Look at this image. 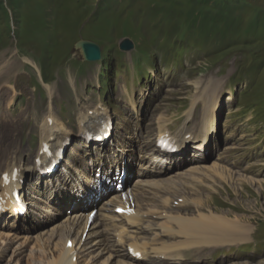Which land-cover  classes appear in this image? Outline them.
I'll return each mask as SVG.
<instances>
[{"label": "rangeland", "instance_id": "1", "mask_svg": "<svg viewBox=\"0 0 264 264\" xmlns=\"http://www.w3.org/2000/svg\"><path fill=\"white\" fill-rule=\"evenodd\" d=\"M199 3L206 4L204 8L212 13L218 11L223 19L218 18L215 24V17L210 14L209 21L203 22L196 11L198 7L202 8ZM229 18L233 19L229 22ZM124 37L132 40L134 48L119 54L118 43ZM79 39L101 43L104 60L81 63L73 47ZM23 58L35 67L24 62ZM0 66V150L6 152H20L21 136L16 133L19 134L21 130L23 134L34 119L36 121L38 116L46 115L47 107L59 119H69V125H74L71 117L66 118L65 100L74 104L75 90L78 98L83 101L87 99L84 107L106 102L118 117V126L140 120L139 127L144 131L154 129L161 121H167L172 129L183 126L179 122L183 110L194 98H198L195 122L200 121L206 110L212 116L214 131L211 129L210 152L200 160H197L198 156H189L187 159L196 160L190 166L183 164L187 159H179L180 162H175L174 170L166 172L167 166L162 168L163 175H172L173 181H164L167 186L172 182V193L187 194L198 210L193 213V208H190L184 212L191 213L186 217H166L200 220L208 227L210 217L218 216L227 223L231 222L230 227L244 229L246 235L243 236L244 240L240 238L232 243H221L213 236L206 239L188 238L173 223L174 229L168 228L170 236L166 237L174 241L167 247L182 252L204 245L222 246L187 250L189 252L184 255L186 259L183 264H264V0H0ZM101 71H105V74ZM41 73L45 74L51 91L54 84L64 85L68 95L58 101L52 99L54 102L50 103L48 92L44 93L38 82ZM103 79L108 82L107 88L106 82L104 85L102 83ZM123 87L128 95L120 94ZM130 96L135 102L134 109L128 107ZM72 110L71 113H74ZM150 132L147 133L148 137ZM178 133L188 132L180 130ZM210 136L209 131L203 137L204 143L209 141ZM211 142L208 144L211 145ZM150 150L153 151V148ZM9 153L5 156L0 153V164ZM161 160L157 159L158 162ZM158 162H150L154 164V169L147 170L142 181L153 177L150 175L159 166ZM8 163L5 162L2 167ZM13 163L16 165L18 158ZM89 168L86 166V170ZM186 171H192L193 176H184ZM176 175L177 178L174 177ZM110 177L104 175L101 178L103 185V180ZM179 178L181 181L177 180ZM183 180L195 182L191 185V188L194 185L195 188L189 187L188 190V183ZM89 181V188H95L91 193L95 195L105 188L98 189L91 179L86 184ZM143 184L145 182L133 187ZM35 193L32 196L40 199L45 195L43 188L35 189ZM110 193L108 191L103 197L97 196L98 202L93 207L99 205L101 208V199L108 200ZM87 194L85 188L81 195L85 197ZM66 200L70 199L63 201ZM77 202L85 204L76 200L74 205ZM139 205L142 208L148 206ZM45 207L49 212L56 215L62 212L65 216L63 211L66 208L62 211V207L55 205ZM137 210L131 214L133 221L137 227L144 228L142 215ZM33 212L38 216L33 218L31 225L39 226L33 235L42 233L41 237L50 240L49 244L44 241L45 249H41L39 243L36 246L35 239H31L25 253L17 246L15 250V245L6 251L0 248V264H46L48 250L52 251L54 258H58L53 246L61 244L63 231L61 235L50 231L64 217L47 230V221L55 217L51 218L48 214L42 217L44 212ZM42 220L43 224L40 223ZM178 233L182 236H176ZM52 234L56 235L55 239L60 235L57 241ZM73 235L71 233L69 239L77 241L79 237ZM2 236L1 246L10 241L9 235ZM15 236L11 238L12 243L23 238ZM177 238L180 240L175 241ZM234 243L242 245L227 246ZM32 246L35 252H32ZM148 254L144 261L148 260ZM93 255H88L91 262L105 256L96 258ZM81 257L77 256V264ZM104 259L100 264L107 263ZM129 259L128 262L132 264L141 263ZM117 260L114 258L112 262L116 264Z\"/></svg>", "mask_w": 264, "mask_h": 264}, {"label": "bare ground", "instance_id": "2", "mask_svg": "<svg viewBox=\"0 0 264 264\" xmlns=\"http://www.w3.org/2000/svg\"><path fill=\"white\" fill-rule=\"evenodd\" d=\"M23 60H24V62L29 63V64L34 66V64L31 63L29 60L24 59V58H23ZM2 74H3V71H2ZM45 88L47 89V86H45ZM208 112L209 111H207V110L203 112V115L201 118V123L199 124V128L195 133H193L197 139H199V138L201 139L202 137H206L208 135L209 131H211L212 116L208 115ZM79 113L80 114L78 115V121L86 122V123L91 124V125H96V122H97L98 116H99V112H93L92 115L87 114L88 113L87 111H85L83 113H81V112H79ZM53 116L54 115L52 114V111H50L46 115L45 119H43L41 121L42 123L39 125V129L41 130V133L39 136V143L40 144L42 142L51 141L52 139L57 140L59 138V136L62 134L61 129H64V126L61 124V122L56 117H53ZM48 119L52 120L53 123L51 125H49L46 122V121H48ZM178 134H179V136H181V137L178 136V138H180L181 141H183L182 136H185L188 133H186V134L178 133ZM172 137L175 138L174 136H172ZM13 144H14V142H12V145ZM153 151H156V149L153 148ZM9 152H6L5 150H0V153L3 156H5V154H7ZM16 152H18V151H16ZM153 157H155V156H153ZM157 159L160 160L158 157H155L153 162L154 163L158 162ZM8 164L4 165L3 167L6 168V166L8 165L7 168L9 170H11L15 166V164L13 162H10ZM216 166L214 165V167H216ZM217 172H219V171H217ZM126 174H128V173L126 172ZM126 177L128 178V176H126ZM136 179H138V178L136 177ZM249 181H251V180H249ZM136 182L137 183L145 182L146 185L148 184L147 185L148 187L158 186V184H154V183H152V181H149V180L148 181L147 180L142 181L140 179V180H137ZM173 184H175V183H173ZM173 184H171V185H173ZM103 186L105 188H103L97 195L91 193L92 188H89V186H86V190H87L88 194L85 197H83L82 195L81 196L72 195L69 197V199L72 201L66 200V201L62 202V204H64L65 208H66L63 211L65 216L59 222L58 225L52 227L53 229L50 232L55 233L57 235H58V233H60V235H61L62 231H63V234L61 235L63 237V239L61 238L62 241H60L61 242L60 245L57 243L59 246L58 245L53 246L55 252L58 253V258H56V257L54 258L52 255L53 254L52 251L49 252V250H48L47 252H48L49 256L47 257V260L45 262L46 264H76L78 261L77 256L80 258V255H93V254H94L93 257H96V258L105 255L106 259H104V260L107 262L106 264H112L113 263L112 261L114 260V258H116V259L124 258V259H127L128 261H130L129 258H132L133 259L132 261H144V260H146L147 253H144L145 250L143 248L138 247V246L132 247L130 245L131 248L135 249L136 251H140L139 253L141 256H137V257L134 255H130L128 253V249L124 248V246H126L125 235L131 234V233H137V231L139 229H142L141 227L140 228L137 227V225L134 223L133 216L130 215L128 217H125L127 219V221H124V222L127 225L128 230H125V231L121 230V231L112 233L110 236H114V237L111 241H109L108 239H106L104 237L105 235H104V229H103V227H105L107 225L106 220L108 218L106 215H102V218H98L97 217L98 213L95 214L96 210H94L96 208L93 207L95 205V203L98 202L97 196L103 197L105 195V193L108 192L107 190L109 189L111 192L109 195V199L108 200L101 199V205L103 204V206L100 208L101 214H109L110 212H112V208L115 205V203H112V201L122 202V201H119L121 199V197L122 198L126 197L127 199H125L124 202L130 203V199H128V198L133 199L132 196H136L135 195L136 190L134 192H132L131 189L128 190L127 192H124V190H121L120 193H117V191L115 190V187H114L115 185L112 186V185H107L104 183ZM32 197L35 198V196H32ZM39 200H41V199L39 198ZM76 200H78L79 202L83 201L85 204H81V203L78 204V202H77L76 205H74ZM30 204H31L30 206L32 207V209H33V207L37 208V206H38L36 200L32 201ZM62 204L60 203L58 205L56 202L54 205H55V207L59 206V208H61ZM71 206H74V208L72 210H71ZM142 206H143V204H142ZM39 209L43 210L42 212H46V213L49 212L48 210H46L45 206H41ZM137 216H139V215H137ZM113 217L116 218V216H113ZM166 218H167L166 220H168L169 222H173L176 225V228L179 230V232L184 234L186 237L189 236V237H197V238L199 237L202 239H206V238H209L210 236H213V237L217 238L219 240V242H221V243L222 242H231L232 243V242L239 240L240 238H243V236L246 235L245 234L246 231L244 229H241L237 226L230 227L231 222L229 223V221H228V223H229L228 224L227 222H225V220H223L221 217H218V216L210 217L209 220L211 221V223H209L208 227L204 226L203 224H206V223H202V222H200V220H191V219L177 218V217H175L173 219L171 217H166ZM115 220L118 221V218ZM101 222H103L102 229L100 228ZM207 224H208V222H207ZM59 229L61 230V232H59ZM38 232H37V234H39ZM71 233L74 234L75 236H78L79 238L77 241H75V239L74 240L71 239V241L73 242V245L71 247H66L65 244L68 241ZM55 234H52V236H56ZM64 234H65V236H64ZM60 235H59V237H60ZM41 236H43L42 233H40L37 236L39 247L41 249H45L44 248L45 239H43ZM9 240H10V238H9ZM214 240L216 241V239H214ZM243 240H244V238H243ZM194 241H195V239H194ZM191 243H193V242H191ZM213 243H215V242H213ZM55 247H57V248H55ZM123 249H124V251H127V252L124 253ZM41 252H43V251H41ZM124 259H122L123 262H121L120 260H117L116 264H118V263H120V264H132L128 261L127 262L124 261ZM113 264H115V263H113Z\"/></svg>", "mask_w": 264, "mask_h": 264}, {"label": "water", "instance_id": "3", "mask_svg": "<svg viewBox=\"0 0 264 264\" xmlns=\"http://www.w3.org/2000/svg\"><path fill=\"white\" fill-rule=\"evenodd\" d=\"M129 45V43H128ZM77 47L81 49V52L87 60L100 59V50L97 45L89 42H80Z\"/></svg>", "mask_w": 264, "mask_h": 264}, {"label": "trees", "instance_id": "4", "mask_svg": "<svg viewBox=\"0 0 264 264\" xmlns=\"http://www.w3.org/2000/svg\"><path fill=\"white\" fill-rule=\"evenodd\" d=\"M199 1H201V0H199ZM198 5H200L202 8H197L198 10H196L197 12H199V14L202 16L201 18H202V21L203 22H207V21H209V17H208V15H210V14H212L213 15V18L215 17V24H216V21H218V18H220V20H222L223 19V16H221V15H219L218 13V11H217V13H212V12H210V10L209 9H206V8H204L205 7V5L206 4H204V3H199ZM210 17H212V16H210ZM233 18H229V20H227V21H231ZM202 22V23H203ZM229 22H228V25H229ZM203 24H201V26H202ZM211 25H213V24H211ZM201 26H200V28L199 29H201ZM206 29V28H205ZM226 29V28H225ZM227 29H231L229 26L227 27ZM228 30V31H229ZM224 33H226V32H224Z\"/></svg>", "mask_w": 264, "mask_h": 264}]
</instances>
